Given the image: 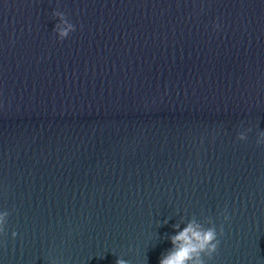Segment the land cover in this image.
Here are the masks:
<instances>
[{
  "label": "clouds",
  "instance_id": "1",
  "mask_svg": "<svg viewBox=\"0 0 264 264\" xmlns=\"http://www.w3.org/2000/svg\"><path fill=\"white\" fill-rule=\"evenodd\" d=\"M53 15L60 19L54 30L58 33V38L63 41L75 31V26L65 18L63 13L57 11ZM260 137L264 138V132L260 133ZM239 139H246L245 134H240ZM260 142L258 140V143ZM8 215L7 211L0 213V233L3 232V225ZM227 219L229 217L226 215L225 220ZM173 227L176 230L175 234L169 237L172 247L167 253L162 254L159 264H205L204 257L210 258L217 251L220 240L214 224L203 228L195 222H189L182 230L179 225ZM219 234H223L222 226ZM12 236L15 237L16 233L13 232ZM116 264H128V262L123 258H118Z\"/></svg>",
  "mask_w": 264,
  "mask_h": 264
}]
</instances>
